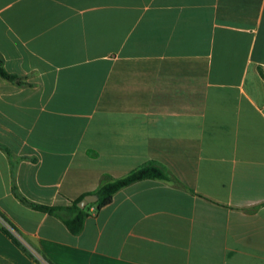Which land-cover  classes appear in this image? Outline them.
Instances as JSON below:
<instances>
[{
  "label": "crops",
  "instance_id": "0c3cea01",
  "mask_svg": "<svg viewBox=\"0 0 264 264\" xmlns=\"http://www.w3.org/2000/svg\"><path fill=\"white\" fill-rule=\"evenodd\" d=\"M0 55V264H264V0H0ZM146 160L183 187L78 234L13 191L66 204Z\"/></svg>",
  "mask_w": 264,
  "mask_h": 264
},
{
  "label": "trees",
  "instance_id": "16d2710c",
  "mask_svg": "<svg viewBox=\"0 0 264 264\" xmlns=\"http://www.w3.org/2000/svg\"><path fill=\"white\" fill-rule=\"evenodd\" d=\"M0 76L9 81L16 80V76L7 72L3 67V59L1 55ZM143 179H160L170 182L177 187H183L179 180H177V178L161 162L156 160H146L129 170L124 175L118 177L112 176L109 173H102L95 189L85 192L75 199H68L66 204H38L19 194L16 188H13V191L15 196L27 206L59 218L72 234H78L83 229L85 219L90 215L89 210L91 206L94 207V210L100 209L111 202L113 195L118 190ZM87 194H96L97 200L93 203L87 204L84 208L78 207L77 202ZM1 230L11 238L15 245L21 248L25 253L31 255L28 248L3 224H1Z\"/></svg>",
  "mask_w": 264,
  "mask_h": 264
},
{
  "label": "water",
  "instance_id": "95a60500",
  "mask_svg": "<svg viewBox=\"0 0 264 264\" xmlns=\"http://www.w3.org/2000/svg\"><path fill=\"white\" fill-rule=\"evenodd\" d=\"M97 200L96 194H87L77 202V206L84 208L87 204L93 203Z\"/></svg>",
  "mask_w": 264,
  "mask_h": 264
},
{
  "label": "built area",
  "instance_id": "2783aa9c",
  "mask_svg": "<svg viewBox=\"0 0 264 264\" xmlns=\"http://www.w3.org/2000/svg\"><path fill=\"white\" fill-rule=\"evenodd\" d=\"M92 209H94V207H92Z\"/></svg>",
  "mask_w": 264,
  "mask_h": 264
}]
</instances>
